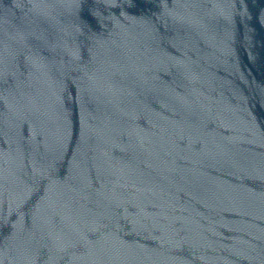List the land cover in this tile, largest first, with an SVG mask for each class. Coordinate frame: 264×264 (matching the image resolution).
<instances>
[{
	"label": "water",
	"instance_id": "obj_1",
	"mask_svg": "<svg viewBox=\"0 0 264 264\" xmlns=\"http://www.w3.org/2000/svg\"><path fill=\"white\" fill-rule=\"evenodd\" d=\"M226 126L204 264H264V0H232Z\"/></svg>",
	"mask_w": 264,
	"mask_h": 264
}]
</instances>
